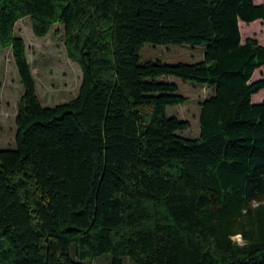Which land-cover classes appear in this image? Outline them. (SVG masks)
Here are the masks:
<instances>
[{"label": "trees", "instance_id": "trees-1", "mask_svg": "<svg viewBox=\"0 0 264 264\" xmlns=\"http://www.w3.org/2000/svg\"><path fill=\"white\" fill-rule=\"evenodd\" d=\"M25 18L40 38L63 27L83 75L71 101L42 105ZM257 20L253 0H0L24 87L0 149V264H264V45L240 30ZM182 44L203 61H142ZM174 78L212 92L197 137L168 114L188 101Z\"/></svg>", "mask_w": 264, "mask_h": 264}, {"label": "rangeland", "instance_id": "rangeland-1", "mask_svg": "<svg viewBox=\"0 0 264 264\" xmlns=\"http://www.w3.org/2000/svg\"><path fill=\"white\" fill-rule=\"evenodd\" d=\"M257 5H264V0H253ZM243 41L252 37L264 45V21L240 23ZM16 34L26 44V54L36 81L37 95L43 106L54 107L76 98L81 84L82 71L78 64L72 62L66 54L64 30L62 26L55 28L44 38L34 34L30 18H25L16 25ZM203 45H147L141 50L142 61L161 60L166 63H198L203 61ZM264 79V66L257 70L252 81ZM180 92L188 98L183 107H169L168 114L178 115L191 124L188 131L182 132L187 137H197L200 131V115L202 100L211 95L193 81L173 79ZM24 94L18 69L11 49L0 51V149L16 147V117ZM255 102L264 101V90L254 95ZM240 241V237L238 238ZM111 255L104 254L89 264H110Z\"/></svg>", "mask_w": 264, "mask_h": 264}]
</instances>
